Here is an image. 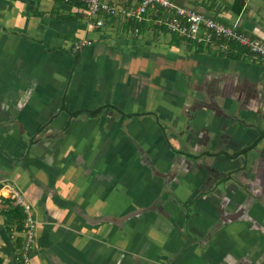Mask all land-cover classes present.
<instances>
[{
  "label": "crops",
  "instance_id": "0c3cea01",
  "mask_svg": "<svg viewBox=\"0 0 264 264\" xmlns=\"http://www.w3.org/2000/svg\"><path fill=\"white\" fill-rule=\"evenodd\" d=\"M218 1L184 0L264 39V0ZM121 16L96 26L84 5L0 0V264H19L22 237L5 221L4 182L31 203L30 264H264L263 192L244 218L206 234L220 208L244 199L247 170L261 164L264 178V61L236 44L227 55L145 38ZM209 90L220 112L193 101ZM169 141L257 146L226 181L234 190H212Z\"/></svg>",
  "mask_w": 264,
  "mask_h": 264
},
{
  "label": "built area",
  "instance_id": "2783aa9c",
  "mask_svg": "<svg viewBox=\"0 0 264 264\" xmlns=\"http://www.w3.org/2000/svg\"><path fill=\"white\" fill-rule=\"evenodd\" d=\"M63 2H81L87 13L94 18L96 26L105 25V17L122 15L125 21L136 24L129 28L133 33L140 32V23H151L155 29L165 28L176 32L188 42H198L232 51L233 44L246 49L255 59L264 61V39L237 29V22L227 23L199 12L175 0H62ZM126 30V29H125ZM89 43L88 39L76 41L74 47L80 49ZM8 194L3 195L10 205L23 208L22 243L19 249V264H30L31 254L36 248V221L32 217L31 203L23 192L13 183L4 182ZM15 233V232H14ZM11 233V236L14 235Z\"/></svg>",
  "mask_w": 264,
  "mask_h": 264
},
{
  "label": "flooded vegetation",
  "instance_id": "af4514ba",
  "mask_svg": "<svg viewBox=\"0 0 264 264\" xmlns=\"http://www.w3.org/2000/svg\"><path fill=\"white\" fill-rule=\"evenodd\" d=\"M185 40V39H184ZM251 55V54H250ZM252 56V55H251ZM253 57V56H252ZM254 58V57H253ZM255 59V58H254ZM257 60V59H255ZM258 61V60H257ZM217 93L216 90H209L208 92H206V94L209 96L208 99L206 101H204V99L201 98H195L198 104H204L207 107H209L211 110L215 111V112H220L223 107L221 106L220 103H217L215 100H213V96L211 97V95H213V93ZM190 110V108H189ZM174 132V131H173ZM173 132H171V134H173ZM176 134V133H175ZM259 141V139H258ZM171 143V144H170ZM168 146H169V150L173 155H181L184 158H188L190 159V161L192 162V175L195 174V172L197 171H202L204 176L200 177V179H202L203 182H209L212 184L211 188L212 190H218V188L220 189L221 185H223V183H226L227 180H229L230 176L233 174H236L239 172H243L246 171L248 168V166H251L249 164V158L252 159L250 157V150L253 148H256L257 146V141H254L253 143H251V145L249 146H238V147H229L228 149L223 147H219L215 144H213L214 146H211L210 148L207 147H203V148H195L196 146L192 147L191 150H189V148H187L184 144L179 143L178 146H176L173 142H167ZM226 156L228 159L233 160V164L234 167L233 168H226L224 166H222L221 163L216 164V162L214 160L211 161H207L205 159L206 156L209 157H216V156ZM249 155V156H248ZM243 161V162H242ZM242 162V163H240ZM256 168L253 167L250 170H253V173L250 174V172L247 170L245 172L244 175H246V180L243 182L239 183L238 187L240 190H242L243 194H244V199L241 201V203H235L233 205V209L234 212L233 213H229L231 211H229L228 213L225 211H222V208H220V210H218L217 213V218L215 220V222L213 223V225L209 228L208 233H206L207 235L210 233L213 234L215 233L216 230L219 229L220 225H222L224 222H226V219L232 218H244V214H247V210L250 206V196L252 195H256L258 193H262L264 194V178L262 176H260V174L258 173V170H262V166L261 164H256ZM255 171V172H254ZM249 172V173H248ZM252 172V171H251ZM263 178V180H262ZM232 184L234 183H230V181H228V183H226V188L228 190H234ZM234 186H236L234 184ZM257 186V190L256 187ZM204 192L202 190H200L199 192L196 191L197 196L201 195ZM227 198V197H226ZM231 203V198L229 197L226 200V204L227 203ZM225 204V205H226ZM225 205H223L225 207ZM222 207V205L220 206ZM208 237V236H206Z\"/></svg>",
  "mask_w": 264,
  "mask_h": 264
},
{
  "label": "trees",
  "instance_id": "16d2710c",
  "mask_svg": "<svg viewBox=\"0 0 264 264\" xmlns=\"http://www.w3.org/2000/svg\"><path fill=\"white\" fill-rule=\"evenodd\" d=\"M72 4H79V5H83L81 2H70ZM132 24H136L134 21H131ZM146 23H140L139 26H140V30H141V27H144L146 26L145 25ZM186 43L188 45H191L192 46V43L196 44L198 47H202V46H208V45H204L203 43H198V42H188L186 41ZM235 50L233 49L232 51L230 52H227V55H232L233 52ZM230 53V54H229ZM100 108H97L95 110H89V111H86L88 112L89 114H94L95 112H97ZM3 201L7 202L8 200L7 199H3ZM4 214L6 216L5 218V221H6V224H12L14 225V229L13 230H17V231H20L22 229V224H23V219L25 217V213L23 211V208L19 205H10L9 207H7V209L4 211ZM21 240V242H20ZM19 240V247L21 246V243H22V237L21 239ZM18 247V248H19Z\"/></svg>",
  "mask_w": 264,
  "mask_h": 264
},
{
  "label": "rangeland",
  "instance_id": "374dc122",
  "mask_svg": "<svg viewBox=\"0 0 264 264\" xmlns=\"http://www.w3.org/2000/svg\"><path fill=\"white\" fill-rule=\"evenodd\" d=\"M211 1V0H210ZM214 2H217L218 0H213ZM219 3V1L217 2ZM117 17V16H116ZM121 20L125 21V18L124 16H121ZM223 21V20H222ZM230 24V23H229ZM232 24V23H231ZM120 29V32H123L125 34V32H129V31H126L124 29V27H119ZM237 29H240V30H243L242 28H240L239 26H237ZM158 31H153L152 29H149L147 27H141V30L140 32L138 33L139 36H143L145 38H155V39H160V40H163L164 38H166V40L169 38V37H172V36H176L178 37L179 39H184L182 36H180L179 34H177L176 32H172V31H169V30H166V31H162V28H159L157 29ZM166 33V34H165ZM131 34V32H130ZM182 41V40H181Z\"/></svg>",
  "mask_w": 264,
  "mask_h": 264
},
{
  "label": "water",
  "instance_id": "95a60500",
  "mask_svg": "<svg viewBox=\"0 0 264 264\" xmlns=\"http://www.w3.org/2000/svg\"><path fill=\"white\" fill-rule=\"evenodd\" d=\"M175 1H176V0H175ZM177 2H178V3H181V4H184V5L188 6V7H191V8H193V9L199 11V12H202V13H204V14H207V15H210V16H214V17H216V18L219 19V20H223V21H225L223 18H219V17L216 16L214 13H209V12L204 11V9H203L202 7L195 6V5H192V4L187 5V4L184 2V0H182V1H177ZM237 26H239V24H237Z\"/></svg>",
  "mask_w": 264,
  "mask_h": 264
}]
</instances>
